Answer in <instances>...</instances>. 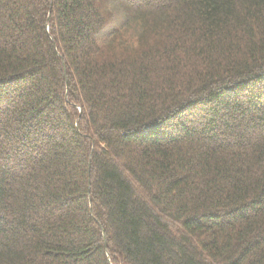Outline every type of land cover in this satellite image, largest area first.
<instances>
[{
	"label": "trees",
	"instance_id": "obj_1",
	"mask_svg": "<svg viewBox=\"0 0 264 264\" xmlns=\"http://www.w3.org/2000/svg\"><path fill=\"white\" fill-rule=\"evenodd\" d=\"M0 264H264V0H0Z\"/></svg>",
	"mask_w": 264,
	"mask_h": 264
}]
</instances>
